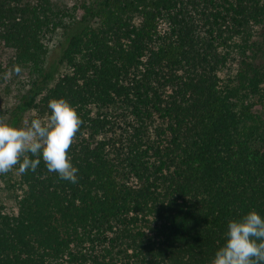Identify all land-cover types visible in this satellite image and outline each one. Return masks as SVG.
<instances>
[{
	"label": "trees",
	"instance_id": "trees-1",
	"mask_svg": "<svg viewBox=\"0 0 264 264\" xmlns=\"http://www.w3.org/2000/svg\"><path fill=\"white\" fill-rule=\"evenodd\" d=\"M0 45L7 124L83 121L75 184L0 175V264H211L264 216V0H0Z\"/></svg>",
	"mask_w": 264,
	"mask_h": 264
},
{
	"label": "clouds",
	"instance_id": "clouds-1",
	"mask_svg": "<svg viewBox=\"0 0 264 264\" xmlns=\"http://www.w3.org/2000/svg\"><path fill=\"white\" fill-rule=\"evenodd\" d=\"M48 109L46 122L33 118L26 127L0 123V174L17 165L21 173L34 172L42 160L48 172L77 182L78 168L67 150L83 121L64 98L51 99ZM211 264H264V216L252 210L229 221Z\"/></svg>",
	"mask_w": 264,
	"mask_h": 264
},
{
	"label": "rangeland",
	"instance_id": "rangeland-1",
	"mask_svg": "<svg viewBox=\"0 0 264 264\" xmlns=\"http://www.w3.org/2000/svg\"><path fill=\"white\" fill-rule=\"evenodd\" d=\"M53 55V53H52ZM13 58V52L7 48H3L0 45V61L3 63H8ZM25 73H12L7 76V84L0 85V123H8L9 112L15 105L16 102V90L15 82L16 80H22ZM14 84V85H11ZM33 118H39L36 112H30L26 115L23 123L20 127H26ZM2 175V174H0ZM4 186V182L0 181V187Z\"/></svg>",
	"mask_w": 264,
	"mask_h": 264
}]
</instances>
